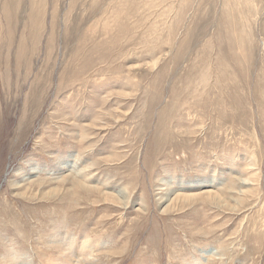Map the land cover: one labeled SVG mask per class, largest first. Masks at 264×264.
Returning a JSON list of instances; mask_svg holds the SVG:
<instances>
[{
    "label": "rangeland",
    "instance_id": "rangeland-1",
    "mask_svg": "<svg viewBox=\"0 0 264 264\" xmlns=\"http://www.w3.org/2000/svg\"><path fill=\"white\" fill-rule=\"evenodd\" d=\"M85 238L264 264V0H0V261Z\"/></svg>",
    "mask_w": 264,
    "mask_h": 264
},
{
    "label": "bare ground",
    "instance_id": "bare-ground-1",
    "mask_svg": "<svg viewBox=\"0 0 264 264\" xmlns=\"http://www.w3.org/2000/svg\"><path fill=\"white\" fill-rule=\"evenodd\" d=\"M60 230V229H59ZM58 232V231H57ZM16 233V232H15ZM58 236V235H57ZM63 237V236H62ZM61 238V237H60ZM83 238V237H82ZM88 238H85V240L82 241V243L79 244V248H80V251H76V255L79 257L78 260H76V263L77 264H83L85 261L88 260V258H91L94 252V248H96V246L92 245L90 241L86 240ZM73 240H71V242L68 240L65 241V239H61L54 242V243H51L50 245H54V248L60 252V257L63 255V253L69 251V245L72 243L73 244ZM49 248H53L52 246H50ZM65 248V249H64ZM86 249V251L84 252V250ZM71 252V251H70ZM69 253V252H68ZM72 255V254H71ZM67 256V255H66ZM70 257V255H68ZM68 257V258H69ZM83 257H86L87 260H84L83 261ZM13 258H15L13 255H12V252L9 253V260H8V263H6L7 259L6 260H1L0 262L2 263H5V264H16L17 261H15ZM62 258V257H61ZM61 258L59 259L60 261V264H70L69 262H71L70 260L64 262L61 260ZM64 259V258H63ZM66 259V257H65ZM71 259V258H70ZM93 259V257L91 258ZM57 260V259H56ZM74 260V259H73ZM15 261V262H14ZM30 264V263H28Z\"/></svg>",
    "mask_w": 264,
    "mask_h": 264
}]
</instances>
